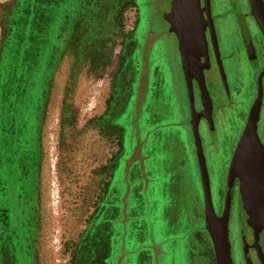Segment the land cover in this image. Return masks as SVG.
I'll return each mask as SVG.
<instances>
[{
	"label": "rangeland",
	"instance_id": "1",
	"mask_svg": "<svg viewBox=\"0 0 264 264\" xmlns=\"http://www.w3.org/2000/svg\"><path fill=\"white\" fill-rule=\"evenodd\" d=\"M95 1L93 9L96 8L97 0ZM133 1L140 3L142 9L146 6L143 1H149L151 4L155 1L163 2ZM138 3L125 9L122 16L124 29H129L130 24L134 27L138 18L136 10ZM13 4L14 0H0V52L2 47L7 45L21 47L25 39L22 38L17 44L11 39L6 41L10 31L3 13L12 10ZM88 5V0H81L83 16ZM106 6L111 7L110 3ZM151 19L154 25L163 22L158 14L152 15ZM144 33L141 29L137 38H141L140 35ZM163 38L165 36L159 37ZM121 43L122 38L111 54V62L106 66L95 67L89 65L86 60L76 82L69 78L71 54L63 58L52 78L47 116L41 133V161L36 179V264H72L73 253L88 225L90 215L101 207L100 204L113 186L124 188V180H129L142 189L140 191L144 196L142 198L145 202L148 200L151 203L150 206V203H146L145 211L154 220V222L147 220L145 226L140 225L137 241L127 237L125 247L136 250L128 254L124 264H150L152 252L149 246L152 244H155V248L157 244H161L164 251L156 258V264H190L194 232L203 229V221L201 218L197 222L198 219L194 216L197 211H201V179L182 77L174 64L168 69L165 60L159 62L162 63L161 70L164 65L165 70H168L167 77L161 79L163 83H160L162 97L169 95L171 90L174 94L180 92L181 103L176 104V101L171 103L167 99V105L160 104L158 134L155 133V147L152 149L153 158L144 162L140 160L133 165L134 158H141L140 149L135 147L131 156V144H125L119 138L123 133L121 127L107 128L101 117V114L106 112L105 102L111 78L119 67L118 50ZM152 50L153 59L158 50L156 47ZM253 79L254 76L247 74L241 76L236 88L240 114H236L232 126H227L224 119L218 122L217 132L211 131L203 123L199 125L217 207L221 203V197L216 196L217 189L221 187V174L216 170L217 164L220 165L225 158L229 160L233 146H237L239 142L247 110L255 97L251 84ZM112 111L117 113L118 118L120 117L118 108ZM173 121L174 125H167ZM141 122L144 133L152 128L148 120L142 119ZM146 149L148 150L145 151ZM150 151V146L144 147L145 153ZM118 157L121 158L119 167L112 174L110 167ZM181 161L184 163L178 166V162ZM132 166L134 167L131 168ZM171 172H176L178 176L175 184L169 183ZM140 182L144 187L139 185ZM120 204L112 205L119 207ZM242 209L243 206L236 214L233 225L231 224L230 233V240L235 244L233 257L236 264L243 263L239 237L241 232H247ZM114 228L116 229L115 224ZM117 232L118 230L114 232L116 237ZM121 250L119 248L120 252Z\"/></svg>",
	"mask_w": 264,
	"mask_h": 264
},
{
	"label": "trees",
	"instance_id": "2",
	"mask_svg": "<svg viewBox=\"0 0 264 264\" xmlns=\"http://www.w3.org/2000/svg\"><path fill=\"white\" fill-rule=\"evenodd\" d=\"M88 1L83 16L79 0L78 26L69 21L64 28L60 26L59 0H16L15 8L3 13L10 31L6 41L11 39L17 44L25 39L21 47L7 45L0 52V264H36V179L50 73L69 52L74 57L69 75L73 82L86 60L95 67L110 63L111 54L125 33L123 13L138 3L97 0L93 9L96 1ZM116 159L110 167L112 174L120 164L121 158ZM130 188L133 189L129 192L126 182L124 188L113 186L101 207L90 215L72 264H124L128 254L135 252L136 249L125 247L127 237L137 241L140 225L154 220L145 211L150 201L145 202L142 189L132 183ZM115 203L121 204L112 205ZM201 215V211L194 214L197 222ZM157 245L158 253L155 244L149 246L150 264H156V258L164 252L161 244ZM191 245L190 264H216L204 225L201 231L194 232Z\"/></svg>",
	"mask_w": 264,
	"mask_h": 264
},
{
	"label": "flooded vegetation",
	"instance_id": "3",
	"mask_svg": "<svg viewBox=\"0 0 264 264\" xmlns=\"http://www.w3.org/2000/svg\"><path fill=\"white\" fill-rule=\"evenodd\" d=\"M15 1L12 9L15 8ZM162 1H155L152 4L149 1H143L144 5L146 4L144 9L138 3L136 7L138 18L131 30L124 31L122 43L118 50L120 58L119 67L115 71L114 77L111 78L110 90L105 102L106 112L101 114L105 127H121L123 133L122 136H118L125 144H131V156L134 154L135 147L140 149L141 158H134L133 165L137 161L143 160L144 162L149 158H153L152 149L153 146L155 147V133L158 134L157 121L161 111L159 109L160 104L165 103L167 105V99L171 103L175 101L176 104L181 103L180 92L174 94V91L171 90L169 95L162 97L160 83H163L161 79L167 77L168 70H165V65L161 70L162 63L159 62L165 60L166 68L168 67V69L174 64L179 71L184 84L185 97L191 120V101L187 85V80L190 79L193 86L196 111H203L204 105H206V109L203 111L204 113L200 119V124H205L213 132H217V124L220 119H224L227 126H232L231 123L235 120L236 114H240L239 108L237 107L238 99L236 96V88L239 85L241 76L247 74L254 76L251 84L252 89L255 91V97L249 105L245 116L244 131L250 109L258 94V77L264 71V33L252 13L250 0H198L201 7L200 21L203 25L204 40L199 54L193 58H187L185 62L183 61L179 48L178 37L175 32L170 30V24L164 18V13L171 10L174 0ZM79 4V0H59L60 26L62 28L69 21L74 22V24L77 23L78 26ZM71 10L73 12H70ZM154 14H158L163 21L160 25L152 24L151 17ZM62 28L61 35L63 36ZM141 29L145 33L140 35L141 38H137ZM133 36L135 37L134 39L132 38ZM160 36H165V38L159 39ZM154 47L157 48L158 54L152 59L151 53ZM69 54L72 55L70 52L67 55ZM63 58L64 56H62L58 66ZM57 67L50 73L52 78ZM119 81L121 82L118 84ZM262 86L263 98L258 121V134L264 144V75L262 77ZM115 108L120 110L119 118L117 113L112 111ZM141 118L143 121L148 120L152 127L146 130L145 133L144 129H142ZM174 124L175 122L173 121L167 125L172 126ZM149 146L151 149L150 153H145L144 147L148 148ZM235 149L236 145L233 146L229 160L225 158L220 165L217 164L216 170L221 174V187L216 192V196L221 197V203L219 202L218 207L216 206L213 181L208 167L213 205L218 215H221L223 211L228 191V172ZM177 165L180 166L181 162H178ZM126 167L127 162H125V170ZM177 179L176 172L169 174L170 184H175ZM200 182V210L205 227L204 194L202 181ZM126 186L129 192L132 191L133 188H130V183L127 180ZM239 186L240 180L236 178L231 189L229 233H231V224L233 225L236 214L242 208ZM242 210L245 214L244 227L247 228V232L244 231L246 239L250 245H253L254 229L247 224V214L244 209ZM207 234L211 241L208 231ZM239 239L243 254L242 264H246L243 252L242 232L240 233ZM231 244L233 257L235 244L233 242ZM258 244L264 254L263 228L260 232ZM248 256L251 258L253 264H262L257 247L250 246ZM233 259L235 262V257Z\"/></svg>",
	"mask_w": 264,
	"mask_h": 264
},
{
	"label": "water",
	"instance_id": "4",
	"mask_svg": "<svg viewBox=\"0 0 264 264\" xmlns=\"http://www.w3.org/2000/svg\"><path fill=\"white\" fill-rule=\"evenodd\" d=\"M252 13L264 33V0H250ZM201 7L198 0H174L169 12L164 18L170 24V30L175 32L183 61L197 56L204 40V30L200 21ZM258 77V94L250 109L244 131L233 154L228 172V191L221 215H218L213 205L211 182L203 142L199 131L200 119L204 110L197 112L194 104L193 86L190 79L187 85L191 101V125L197 148V158L204 194L205 228L212 241L216 264H235L232 257V244L229 233L231 214V189L236 178L240 180V195L242 206L247 214L246 222L254 229V243L250 245L242 232L243 252L246 264H253L248 256L250 246L258 249L262 264L264 254L258 244L261 229H264V144L258 134V121L263 98L262 77ZM156 245V251L158 248Z\"/></svg>",
	"mask_w": 264,
	"mask_h": 264
},
{
	"label": "crops",
	"instance_id": "5",
	"mask_svg": "<svg viewBox=\"0 0 264 264\" xmlns=\"http://www.w3.org/2000/svg\"><path fill=\"white\" fill-rule=\"evenodd\" d=\"M137 162H138V161H137ZM137 162H136V163H137ZM136 163H135V164H136ZM181 163H183V161H181ZM135 164H134V165H135ZM124 179H125V177H124ZM124 181L126 182V180H124ZM127 181L130 182L129 180H127ZM141 183H142V182H140L139 185H143V187H144V184H141Z\"/></svg>",
	"mask_w": 264,
	"mask_h": 264
},
{
	"label": "built area",
	"instance_id": "6",
	"mask_svg": "<svg viewBox=\"0 0 264 264\" xmlns=\"http://www.w3.org/2000/svg\"><path fill=\"white\" fill-rule=\"evenodd\" d=\"M133 24H134V23H133ZM128 27H129L130 30L133 28V26H132L131 24H130V26H128ZM129 29L126 28L125 31H129Z\"/></svg>",
	"mask_w": 264,
	"mask_h": 264
}]
</instances>
